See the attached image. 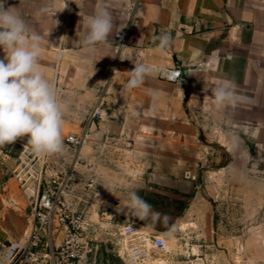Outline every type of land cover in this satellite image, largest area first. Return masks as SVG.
<instances>
[{"label":"crops","instance_id":"0c3cea01","mask_svg":"<svg viewBox=\"0 0 264 264\" xmlns=\"http://www.w3.org/2000/svg\"><path fill=\"white\" fill-rule=\"evenodd\" d=\"M0 7L19 12L29 30L41 37L39 65L56 74L58 94L66 107L64 141L69 146V134L92 137L93 127L105 118L122 124L176 121L197 133L205 124H216L221 131L228 126L242 137L255 123L264 130V0H0ZM102 8L112 16L113 33L107 43L85 51L87 19ZM164 32L171 33L173 42L161 53L158 37ZM119 33L124 35L123 44ZM5 56L0 48V59ZM141 57L180 68L181 79L171 83L156 73L126 90L123 86L135 67L132 60ZM226 79L235 83L239 100L217 108L212 89ZM96 105L101 116L90 123ZM215 132V127L205 128L203 136L210 138ZM10 152L19 156L16 172L25 151L18 142L0 146V154ZM62 169L64 165L57 164V171ZM15 194V200L8 196L12 204L22 214L28 207L31 210L38 195L36 182ZM10 219L0 210V264L9 261L31 229L32 218L27 236H19ZM98 246L92 244L89 264H96ZM125 262L118 251L103 264Z\"/></svg>","mask_w":264,"mask_h":264},{"label":"rangeland","instance_id":"374dc122","mask_svg":"<svg viewBox=\"0 0 264 264\" xmlns=\"http://www.w3.org/2000/svg\"><path fill=\"white\" fill-rule=\"evenodd\" d=\"M214 127L213 137L203 136ZM205 128L197 133L176 121L122 124L105 118L81 146L64 141L62 154L48 155L47 178L64 182L65 204L85 218L91 248L100 245L96 264L118 251L129 264L123 226L133 222L168 246L163 251L149 245L136 264H264V130L255 123L242 137L228 126L224 132L216 124ZM8 156L0 154V210L11 216L15 233L27 236L32 212L28 207L22 214L12 204L21 188L14 173L19 156ZM57 164L64 169L57 171ZM131 191L160 215L140 219L125 208ZM172 198L187 202L181 214H174ZM171 219L173 228L158 229ZM90 250L85 264L93 261Z\"/></svg>","mask_w":264,"mask_h":264},{"label":"clouds","instance_id":"9594fccd","mask_svg":"<svg viewBox=\"0 0 264 264\" xmlns=\"http://www.w3.org/2000/svg\"><path fill=\"white\" fill-rule=\"evenodd\" d=\"M86 24L87 32L82 40L85 51L107 43L113 33L114 22L106 8L96 11ZM158 40V51L163 53L173 37L164 32ZM0 48L6 52L5 58L0 59V146L27 135L33 153L62 154L66 107L58 94L56 74H48L40 67L41 37L31 32L19 12L11 7H0ZM132 62L135 67L123 86L126 90L139 87L147 76L166 70L143 57ZM212 94L217 108L234 105L239 100L235 83L227 79L220 81ZM128 198L129 204L124 207H130L138 218L160 215L137 192H129Z\"/></svg>","mask_w":264,"mask_h":264},{"label":"built area","instance_id":"2783aa9c","mask_svg":"<svg viewBox=\"0 0 264 264\" xmlns=\"http://www.w3.org/2000/svg\"><path fill=\"white\" fill-rule=\"evenodd\" d=\"M117 37L124 41L123 33ZM166 70L158 72L161 80L177 83L181 79L178 67H164ZM101 116V110L96 105L89 117L92 123ZM85 134H69L67 143L79 147L84 142ZM28 136L20 137V143L25 151L22 166L15 172L21 188H28L30 181L37 185V198L31 204L32 224L26 238L23 239L15 254L5 264H78L87 257L91 249L88 240L85 218L69 209L65 204L64 182L56 178H47L51 170L48 155H37L27 144ZM53 177V176H52ZM46 180V184H45ZM148 226L136 222L123 226V233L129 237V248H126L129 264L148 254L149 245L168 251L166 240L147 231Z\"/></svg>","mask_w":264,"mask_h":264},{"label":"trees","instance_id":"16d2710c","mask_svg":"<svg viewBox=\"0 0 264 264\" xmlns=\"http://www.w3.org/2000/svg\"><path fill=\"white\" fill-rule=\"evenodd\" d=\"M153 193H154V196H157V192H153ZM186 205H187V202L184 201L183 199L172 198L171 207H175L173 211L174 214H181V212L185 209ZM152 209L156 210L157 209L156 205H152ZM171 221H174V220L171 219ZM170 227H171L170 222H162V224L158 226V229L166 230L167 228H170Z\"/></svg>","mask_w":264,"mask_h":264}]
</instances>
